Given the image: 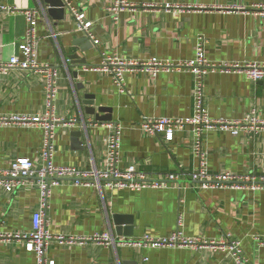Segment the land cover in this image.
I'll return each instance as SVG.
<instances>
[{
	"label": "crops",
	"instance_id": "0c3cea01",
	"mask_svg": "<svg viewBox=\"0 0 264 264\" xmlns=\"http://www.w3.org/2000/svg\"><path fill=\"white\" fill-rule=\"evenodd\" d=\"M61 0H0V171L19 159L41 161L44 131L30 120L47 106V76L56 71L53 114L62 122L55 135L54 162L81 171L102 169L108 137L120 125V168L135 166L149 180L176 176L162 189L134 192L76 186L69 181L53 188L45 210L46 230L54 236L139 240L169 237L180 231L199 247L145 248L134 244L105 247L96 242L53 240L47 259L54 264H235L228 251L213 247L229 240L242 243L246 264H264V191L204 189L188 174L199 162L192 152L194 136L176 133L171 142L141 129L147 118H190L195 110L194 78L185 71L152 76L128 74L121 92L106 73L91 70L104 57L147 61H188L201 38L207 59L220 63H264V0H128L115 22L108 13L113 0H70L92 22L93 47ZM37 12L36 69L7 68L14 56L23 59L26 11ZM77 59L70 60L71 56ZM206 108L214 120H241L253 112L264 120V80L216 72L204 82ZM111 118V121H106ZM4 119H9L4 121ZM80 132V136H73ZM209 173L264 176V135L223 130L203 136ZM40 208L35 180L15 193L0 189V232L29 233ZM0 264H37L23 242L0 241Z\"/></svg>",
	"mask_w": 264,
	"mask_h": 264
},
{
	"label": "built area",
	"instance_id": "2783aa9c",
	"mask_svg": "<svg viewBox=\"0 0 264 264\" xmlns=\"http://www.w3.org/2000/svg\"><path fill=\"white\" fill-rule=\"evenodd\" d=\"M64 9L67 10L77 24V30L83 33L92 42L97 43L92 33V22L88 21L84 12L74 6L70 0H61ZM134 8L128 0H113L108 7L110 17L118 22L119 16L127 9ZM257 14L264 18V4L257 7ZM27 30L25 43L19 45L23 59L14 56L11 58L7 68L36 69V41L35 34L38 26L37 12L26 11ZM205 40L201 38L196 48L195 58L188 61H162L153 58L147 61L125 60L120 58L104 57L98 67L91 70L108 74L121 92H125V77L128 74L146 73L157 76L161 73L172 71H185L191 73L194 78L193 97L195 110L190 118H147L141 124L142 131L150 136H163L166 141L171 142L179 131L190 130L194 136L192 152L199 162L197 172L188 174L192 183L200 184L204 189L231 188L244 191H264V176L260 178L238 176L231 173H224L212 176L209 173L208 155L203 147V136L205 133L216 130L229 132L232 136L241 134H263L264 120L259 118L255 112L241 120H214L211 118L205 104L204 82L207 75L216 72L242 74L252 82L264 80V63L250 64H215L206 57ZM47 76V106L50 111L43 116L33 118H14L15 120L31 121L44 131V147L40 162L30 159H19L11 164L6 171H0V189L9 193H15L26 184L27 180H35L40 189V208L33 215V229L29 233L5 234L0 232V241L16 240L23 242L25 249L36 256L37 264H54L47 259V252L53 240L69 243L96 242L105 247L124 244H134L145 248L162 247H199L202 242L197 239L187 238L180 231L164 238H152L145 236L137 241L120 240L117 242L108 234H96L91 238H66L54 236L46 230L45 210L53 188L64 181H69L76 186L94 185L98 188H109L117 190H131L134 192L144 189H162L171 182H176V176H166L163 179L149 180L145 174L140 173L135 166L121 169L120 164V143L121 128L116 125V130L107 141V158L105 167L98 170L81 171L75 167L59 166L54 162L55 144L54 135L59 123L62 121L53 114V103L57 96L56 71H44ZM9 119H4L8 121ZM260 246H264V239L256 238ZM213 247L228 251L234 259L235 264H246L242 256V243L238 240H229Z\"/></svg>",
	"mask_w": 264,
	"mask_h": 264
},
{
	"label": "water",
	"instance_id": "95a60500",
	"mask_svg": "<svg viewBox=\"0 0 264 264\" xmlns=\"http://www.w3.org/2000/svg\"><path fill=\"white\" fill-rule=\"evenodd\" d=\"M60 2H61V9H62V10H65L62 1H60ZM84 40L88 42V44L90 45V48L93 47L91 41H90L88 38H84ZM69 58H71L70 60L77 59V55H76V56H71V57H69ZM105 120H106V121H111V118H106ZM80 135H81L80 132H75V133L73 134V136H80Z\"/></svg>",
	"mask_w": 264,
	"mask_h": 264
}]
</instances>
